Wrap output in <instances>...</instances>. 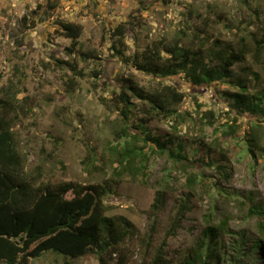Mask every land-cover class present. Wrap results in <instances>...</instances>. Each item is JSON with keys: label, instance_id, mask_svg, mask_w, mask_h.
<instances>
[{"label": "rangeland", "instance_id": "rangeland-1", "mask_svg": "<svg viewBox=\"0 0 264 264\" xmlns=\"http://www.w3.org/2000/svg\"><path fill=\"white\" fill-rule=\"evenodd\" d=\"M24 16H32L37 27L24 28L20 22ZM129 22L132 26L124 39L125 57L142 52L157 40L169 43L179 40L196 49L198 30L205 31L209 47L220 42L221 47L231 45L238 50L246 43L249 49L253 47L251 35L260 37L264 30V0H0V98L8 86L14 85L20 107L15 112L18 119L13 130L24 157V173L37 187L113 182L114 194L106 200L107 216L125 217L135 226V236L123 245L130 264L144 263L151 241L150 256L155 255L162 243L170 255L181 254L207 225L211 212L215 223L225 217L230 220L232 234L223 241L228 260L243 246L241 234L247 238L244 246L249 243L248 238L252 240L257 234L256 220L246 218L241 201L249 193L258 201L264 200V164L259 161L252 170L253 163L240 154L241 135L252 131L258 119L264 124V118L248 112L239 114L232 107L224 93L239 89L231 84L195 86L184 74L155 77L117 56L115 48L121 47L116 42L115 29ZM61 23L82 27L74 54L68 52L72 41L63 36ZM78 52L90 57L81 59ZM59 60L77 65L83 76L60 67ZM246 68L257 72L259 83L264 85V55L258 66L250 56L246 63L234 67L236 78L241 76L250 82V87L256 81ZM126 79L148 91L174 86L186 95L178 108L184 119L177 120V131L172 119H151L148 108L137 99L132 100L136 105L130 117L138 123L150 117L146 127L154 136L169 138L170 132L177 135L184 142L190 160L196 163L181 168L167 155L152 154L143 135L138 137L137 145L145 147L149 154L148 169L144 174L132 171L119 176L117 158L109 149L127 126L118 109L121 105L118 107L116 101ZM210 111L216 116L214 126L204 119V114ZM225 124L236 125L237 139L226 141L216 132ZM130 133L138 134L139 130L131 129ZM219 138L228 150L223 155ZM224 163L230 172L228 178L215 168ZM196 168L198 175L204 174L203 184L190 196L188 207L184 205L182 209L192 190L188 177ZM159 192H165L166 203L155 220L153 205ZM175 220H178L176 229ZM154 221L157 227L153 236ZM132 250H139L138 260H134ZM247 255L241 262L256 264V255ZM32 264H99V261L94 252L73 260L50 251Z\"/></svg>", "mask_w": 264, "mask_h": 264}, {"label": "trees", "instance_id": "trees-1", "mask_svg": "<svg viewBox=\"0 0 264 264\" xmlns=\"http://www.w3.org/2000/svg\"><path fill=\"white\" fill-rule=\"evenodd\" d=\"M20 22L26 29L37 27V22L32 20V16H24ZM60 25L63 36L72 41L68 52L74 54L82 36V27L71 23ZM131 26L132 23L129 22L115 29L116 42H119L121 47L115 48L117 56L133 63L139 71L155 77L166 78L184 74L195 86L215 82L231 84L239 89V92L224 93L232 107L239 114L248 112L251 116L264 118V85L259 83L261 81L259 74L253 72L251 68H246L256 81L255 85L248 87L250 82H246L241 76L236 78L234 73V67L246 63L250 56L255 65L260 64V59L264 55V30L260 37L257 34L251 35L253 47L249 48L250 50L246 43L238 50H234L231 45L221 47L220 42L209 47L205 31L198 30V34L195 35L198 40L196 49L183 45L179 40L172 43L157 40L142 52L125 57L124 39L128 27ZM242 41L245 42V39ZM78 56L81 59L90 57L81 52ZM58 63L60 67H68L75 74L83 76L77 65L60 60ZM98 76L99 73H96L95 77ZM124 82L122 91L116 95V101L118 107L121 105L118 109L127 126L122 136H118L115 145L109 149L117 158L119 176L132 171L136 173L143 171L144 174L148 169L149 154L145 152V147L137 145L138 137L143 135L146 145H151L152 154L167 155L181 168H188V165L196 163V160L195 162L190 160L184 142L180 141L177 135L170 132L169 138L154 136L146 127L150 117L139 123L130 117L136 105L132 100L137 99L148 108L147 113L151 115V119L154 117L172 119L175 121L173 129L177 131L178 121L184 119L178 108L184 103L186 95L174 86H163L148 91L132 79H126ZM5 92L0 98V264H32L33 260L50 251L73 260L94 252L98 255L99 264H130L128 250L123 245L135 236V226L125 217L107 216L106 200L114 194L113 182L105 185H81L70 182L56 187L50 185L37 187L32 178L24 173V157L20 153L13 130L14 122L18 119L15 112L17 107H20L18 92H14L12 84ZM204 119L210 126L215 125L216 116L213 111L206 112ZM233 121L236 122L235 119ZM253 124L252 131L241 135L243 148L240 152L253 163L252 170L258 166L259 161L264 164V124L259 119ZM131 129H137L139 133L132 134ZM236 129L235 124H225L221 129L217 128L216 132L226 141H232L239 136H235ZM220 140L222 139L217 140L218 146L223 147ZM227 151V148L223 147L222 155ZM215 168L225 178L229 177L230 172L225 163L220 166L217 164ZM203 180L204 174L198 175L197 168L189 175V187L192 190L184 200L182 209L184 205L188 207L190 196L203 184ZM164 194L165 192H159L153 205L155 220L159 218L158 213L165 208ZM241 205L246 208V218L256 220L257 234L252 240L248 238L249 243L245 246L247 238L245 234H241L243 246L237 248L228 260L223 241L226 235L232 234L230 220L225 217L215 223L211 212L207 225L193 240V244L181 254L170 255L162 243L156 248L155 255L150 256L149 251L153 247L151 241L147 244V258L143 264H243L241 260L248 257L249 253L256 255V264H262L264 200L258 201L254 194L249 193L245 200L241 201ZM178 220L174 221L175 229ZM156 224L154 221L151 227L152 235L155 233ZM114 254H117V260Z\"/></svg>", "mask_w": 264, "mask_h": 264}, {"label": "built area", "instance_id": "built-area-1", "mask_svg": "<svg viewBox=\"0 0 264 264\" xmlns=\"http://www.w3.org/2000/svg\"><path fill=\"white\" fill-rule=\"evenodd\" d=\"M113 256H114V258H115L116 260L118 259L117 254H114ZM133 258H134V260H138V258H139V250H137V251L135 252Z\"/></svg>", "mask_w": 264, "mask_h": 264}]
</instances>
